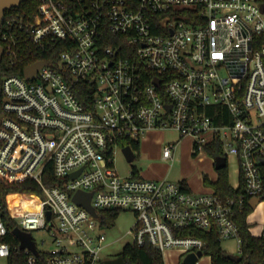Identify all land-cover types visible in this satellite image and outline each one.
Instances as JSON below:
<instances>
[{
	"label": "built area",
	"instance_id": "obj_1",
	"mask_svg": "<svg viewBox=\"0 0 264 264\" xmlns=\"http://www.w3.org/2000/svg\"><path fill=\"white\" fill-rule=\"evenodd\" d=\"M0 43L11 66L45 62L32 78L2 82L0 178L41 186V199H27L39 209L22 210L17 227L55 242L42 250L32 236L38 253L21 249L24 264H107L104 210L133 212L128 244L149 242L164 264L171 249L203 253L207 242L184 232L191 228L236 240L241 254L238 218L264 197V0H39L34 15L6 17ZM164 129L179 138L163 158L174 159L185 137L196 156L220 147L227 165L238 161L231 185L241 190L196 192L137 169L120 175L114 148ZM49 166L53 186L44 182ZM78 191L93 193L97 216L74 200ZM4 206L0 198V264H9ZM247 222L264 239V227Z\"/></svg>",
	"mask_w": 264,
	"mask_h": 264
},
{
	"label": "rangeland",
	"instance_id": "obj_2",
	"mask_svg": "<svg viewBox=\"0 0 264 264\" xmlns=\"http://www.w3.org/2000/svg\"><path fill=\"white\" fill-rule=\"evenodd\" d=\"M179 135L175 130L164 129L151 131L140 139L139 149L136 150V158L128 162L120 146L114 148V164L119 174L130 175L135 167L142 177L147 179H164L178 182L187 181L191 189L196 192H203L209 188L204 184V175L216 178L217 170L214 165V158L203 152L199 156L193 155V140L190 137L181 139L178 143L174 159L163 158V148L166 144L178 140ZM238 161L230 156L228 159V170L230 183L235 186L238 183ZM261 205L249 214L251 223L256 222L254 230L259 232L264 227V200ZM39 209V203L35 200H25L23 211H35ZM135 222V215L131 211H122L115 221V225L105 230L106 247L102 252L104 259H113L121 255L126 244L131 243L133 234L129 233ZM32 236L42 250H52L55 242L52 235L46 230L33 231ZM222 247L227 254H239L240 248L236 240H223ZM185 258L176 249L168 250L165 254L166 264H181ZM102 264H105L104 262ZM197 264H212L209 256L204 255ZM264 264V262L262 263Z\"/></svg>",
	"mask_w": 264,
	"mask_h": 264
},
{
	"label": "trees",
	"instance_id": "obj_3",
	"mask_svg": "<svg viewBox=\"0 0 264 264\" xmlns=\"http://www.w3.org/2000/svg\"><path fill=\"white\" fill-rule=\"evenodd\" d=\"M39 0H27L21 3L20 6L11 8L5 11L2 22L7 16L15 13H26L29 16L35 14ZM111 43L108 41L107 44ZM39 57L48 58V55H38ZM32 57L25 58L22 63L15 66H11L9 60L4 56L0 63V113L2 111L3 104V91L2 82L3 78L11 74L22 75L27 66L32 61ZM83 97V96H82ZM84 102L87 101L84 99ZM87 104V103H86ZM140 143L123 142L122 145H131L134 149H139ZM207 153L212 157H218L223 154L220 147H207ZM196 156V154H193ZM136 172V168H133ZM218 177L216 180H212L208 175H204L203 181L206 186L214 188L217 192L226 194L238 193L242 186L234 190L229 180L228 165L218 170ZM186 184L187 182L183 180ZM44 182L48 186H53L58 183V180L52 173V168L49 166L44 175ZM0 198L4 202V210L2 217L6 223L8 234L6 241L11 246V257L9 258V264H24L25 254L19 248V240L12 233L13 229L18 226L17 218L23 210V202L27 199H41L42 189L41 186L34 180L23 179L19 181H7L0 178ZM252 212V208L247 207L245 212L238 218V222L242 233V247L241 255L243 260L239 263L233 262L228 258L227 252L222 247V242L218 239V236L214 230L209 232L199 229H186L184 232L188 234H194L202 237L206 240L207 246L203 251L204 255L211 257L212 264H262L264 262V239L258 236H253L250 232V226L247 222V216ZM119 211L104 210L100 212L104 224L111 228L115 225V221L119 216ZM121 255L125 259L126 264H164V256L161 251L153 247L149 242H146L143 246H137L132 244H126L123 248Z\"/></svg>",
	"mask_w": 264,
	"mask_h": 264
},
{
	"label": "water",
	"instance_id": "obj_4",
	"mask_svg": "<svg viewBox=\"0 0 264 264\" xmlns=\"http://www.w3.org/2000/svg\"><path fill=\"white\" fill-rule=\"evenodd\" d=\"M27 0H0V28L2 25V20L5 14L6 10H9L11 8L14 7H18L21 5V3L25 2ZM4 47L3 45L0 43V63L2 61L3 55H4ZM44 61H39L36 62L34 64H31L29 66H27L24 70V74L26 78H32L35 73L44 65ZM157 83H159V81H157ZM170 107V106H169ZM123 153L125 154L128 162H133L135 160V153L133 151L132 146L127 145L123 148ZM215 165V169L221 170L223 168H225L227 166V159L223 156H218L216 157V160L214 162ZM82 171V169L72 173L70 175L71 178H75L80 172ZM93 193L92 192H83V191H78L75 195H74V200L79 204L82 205L84 207H86L87 209L90 210V212L94 215L97 216V212L96 210L91 206L90 204V200L92 197ZM264 200V197L262 198H254L250 201V207L252 209H255L259 203ZM50 212H48V216L50 217ZM13 235L15 237L18 238L20 245L19 248L20 249H30L32 252L34 253H38L36 245H35V241L32 238V234L30 232H26L23 231L22 229H20L19 227H15L12 231ZM203 253H189L185 256L183 262L181 264H197L201 258ZM228 258L236 263H239L243 260V257L241 254H228ZM107 264H125V259L124 257L118 256L116 258L113 259H108L106 261Z\"/></svg>",
	"mask_w": 264,
	"mask_h": 264
},
{
	"label": "crops",
	"instance_id": "obj_5",
	"mask_svg": "<svg viewBox=\"0 0 264 264\" xmlns=\"http://www.w3.org/2000/svg\"><path fill=\"white\" fill-rule=\"evenodd\" d=\"M208 176H209V175H208ZM217 177H218V172H217V174H216V178H214V179H213V178H211V177L209 176V178H210V179H212V180H216V179H217ZM186 182H187V181H186ZM187 184H188V185H189V187L191 188V185H190L188 182H187ZM207 187H208V188H210L209 186H207ZM260 205H261V203H260L258 206H260ZM258 206H257V207H258ZM257 207H256V208H257ZM209 258H210V260H211V257H210V256H209Z\"/></svg>",
	"mask_w": 264,
	"mask_h": 264
},
{
	"label": "flooded vegetation",
	"instance_id": "obj_6",
	"mask_svg": "<svg viewBox=\"0 0 264 264\" xmlns=\"http://www.w3.org/2000/svg\"><path fill=\"white\" fill-rule=\"evenodd\" d=\"M120 256V255H119Z\"/></svg>",
	"mask_w": 264,
	"mask_h": 264
}]
</instances>
